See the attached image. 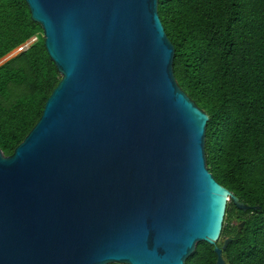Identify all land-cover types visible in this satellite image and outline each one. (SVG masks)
Wrapping results in <instances>:
<instances>
[{
  "label": "water",
  "instance_id": "1",
  "mask_svg": "<svg viewBox=\"0 0 264 264\" xmlns=\"http://www.w3.org/2000/svg\"><path fill=\"white\" fill-rule=\"evenodd\" d=\"M24 1L60 80L0 150V264H185L200 242L225 264L227 203L258 207L207 168L158 0Z\"/></svg>",
  "mask_w": 264,
  "mask_h": 264
},
{
  "label": "trees",
  "instance_id": "2",
  "mask_svg": "<svg viewBox=\"0 0 264 264\" xmlns=\"http://www.w3.org/2000/svg\"><path fill=\"white\" fill-rule=\"evenodd\" d=\"M174 45L180 88L205 111L209 172L241 202L226 205L221 247L225 264H264V0H158ZM0 150L11 155L40 118L60 75L40 25L24 0H0ZM244 222L241 230L238 224ZM214 246L197 244L185 264H216Z\"/></svg>",
  "mask_w": 264,
  "mask_h": 264
},
{
  "label": "built area",
  "instance_id": "3",
  "mask_svg": "<svg viewBox=\"0 0 264 264\" xmlns=\"http://www.w3.org/2000/svg\"><path fill=\"white\" fill-rule=\"evenodd\" d=\"M34 40H35V38H33L32 40L26 41L25 43H23V44L19 45L18 47H16L14 50H16L17 52L24 51V50H26L29 47L30 43L33 42Z\"/></svg>",
  "mask_w": 264,
  "mask_h": 264
},
{
  "label": "rangeland",
  "instance_id": "4",
  "mask_svg": "<svg viewBox=\"0 0 264 264\" xmlns=\"http://www.w3.org/2000/svg\"><path fill=\"white\" fill-rule=\"evenodd\" d=\"M19 52H17L16 50L11 51L9 54H7L5 57L0 59V66L2 64H4L7 60H9L10 58L14 57L16 54H18Z\"/></svg>",
  "mask_w": 264,
  "mask_h": 264
}]
</instances>
